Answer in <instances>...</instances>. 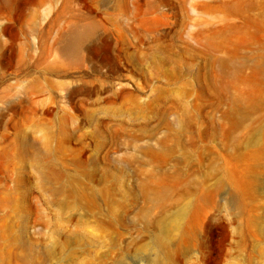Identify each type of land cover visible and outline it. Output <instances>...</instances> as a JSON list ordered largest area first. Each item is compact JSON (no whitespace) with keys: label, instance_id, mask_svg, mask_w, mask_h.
<instances>
[{"label":"rangeland","instance_id":"rangeland-1","mask_svg":"<svg viewBox=\"0 0 264 264\" xmlns=\"http://www.w3.org/2000/svg\"><path fill=\"white\" fill-rule=\"evenodd\" d=\"M240 8L237 0H0V264H8L4 237L11 224L37 264H264V157L257 163L252 155L264 142V107L232 132L247 138L255 127L261 136L251 143L245 138L238 159L224 149L232 140L220 131L191 139L185 132L184 147L163 163L142 150L161 148L158 138L168 133L154 109L171 110L166 119L172 121L179 112L174 101L190 106L201 85V112L191 114L203 128L209 118L228 125L226 104L212 105L213 93L206 87L204 38L213 28L232 31L243 21ZM259 10L257 4L251 13ZM74 27L83 32L80 46L67 53L62 36ZM257 33L255 39L264 28ZM210 52L211 58L229 53ZM153 58H167L163 67L170 66L169 79ZM174 61L183 64L182 80H174ZM129 94L152 109L135 110ZM89 111L99 123L87 119ZM47 134L53 135L48 141L52 159L70 176L63 182L74 184L82 169L96 168L98 177L105 171L112 180L81 175L84 185L139 189L149 176H162L167 185L203 189L205 198L198 203L175 196L166 210L138 201L128 206L114 232L103 223V206L94 212L84 206L62 210L57 200L64 196L52 194L48 183L40 186L35 167L14 155L12 146L22 138L46 148ZM217 181L221 187L214 195L210 189ZM16 193L24 194L20 211L7 199ZM36 206L41 210L37 221Z\"/></svg>","mask_w":264,"mask_h":264},{"label":"bare ground","instance_id":"bare-ground-1","mask_svg":"<svg viewBox=\"0 0 264 264\" xmlns=\"http://www.w3.org/2000/svg\"><path fill=\"white\" fill-rule=\"evenodd\" d=\"M237 2L241 7L238 16L243 17V21L240 24L234 25L232 31H227L224 28H213L204 38V41L208 44L205 52V67L207 69L205 75L206 87L212 90L214 97V100L211 102L212 105L215 103L214 106L218 107L220 103L224 102L226 104L223 116L227 119L228 125L226 127L218 126L213 119L209 118L207 127L203 128L198 123L195 115L191 114V111L194 114L201 112V100L204 91L202 85L199 87L198 100L190 106L181 101H174L175 106L179 108V112L175 114L172 121L166 119V114L171 110H167V108L154 109L159 122L164 123L168 129V133L158 138L161 148L148 146L143 147L142 150L162 163L178 148L184 147L185 132L191 133L188 136L191 139L193 137H202L204 134L214 137L215 133L220 131L227 141L232 140L230 145L227 143L224 145V149L228 151L229 147L230 150H233L230 152V157L233 159L243 156L239 149L243 145H246L247 141L245 140L251 143L261 137L259 136L260 132L256 131L255 127L249 128L248 132H250V135L247 138L246 136L239 138L232 136V132L241 126L243 119L247 118L252 112L264 107V35L259 34V39L254 38V34H258L257 32L264 28V0H237ZM257 4L260 5V10L254 15L251 11L254 10ZM251 27H255V30H251ZM82 33L81 29L75 27L67 31L62 36L61 48L67 53H75L79 49ZM197 33L199 36L198 40L202 42V31H198ZM234 33H237L238 37L242 38L243 43L237 42L234 38ZM211 49L215 51L225 49L229 53L226 58L218 56L211 58V54H213L210 52ZM166 59L153 58L152 62L159 66L166 79H169L170 71L168 68L170 66L163 67L167 62ZM182 67V63L174 61L172 68L174 80H182ZM117 94V92H114L113 97H116ZM129 95L132 96L131 101L135 110L144 111L152 109L150 105L138 102L133 94ZM85 116L91 122L96 121L99 123V120L91 111L86 112ZM67 117L66 119H68ZM163 117L164 120H162ZM146 124H148L147 121L144 126ZM151 133L153 134L154 131ZM52 136L51 134L44 136L43 143L46 148L35 146L34 143L26 138L20 139L18 144L12 146L14 155L21 164H24L26 159H28L35 167L37 171V183L40 186L48 183L52 194L61 193L64 196L63 199L57 200L62 210L67 207L84 206L88 211L94 212L103 206V213L106 215L105 222L103 223L111 227L114 232L119 231L120 225L125 219L128 206L138 201L146 204L148 208L158 206L160 208L164 207L163 210H166L172 205L175 196L177 199H183L184 197L196 198L198 203H201L202 199L205 198V191L203 189L196 191L193 187H189L187 183L178 187L167 185L163 183L164 181L162 182V176L159 178L149 176L139 183V189L131 187L125 190L120 185L114 186L111 183L104 184L100 188L84 185L80 177L81 175L88 177V180L97 179L100 181V179H103L104 182L112 180V175L105 171L100 173L103 178L98 177L96 168H92L89 171L82 169L74 184H72L73 181L71 180L63 182L61 178H70V176L65 170L59 169L56 166L55 160L52 159L54 150L48 142L52 140ZM168 140H172L173 143L167 144ZM262 143L252 154L257 157V163H261L260 160L264 157V142ZM57 146L55 147L56 150ZM184 154L187 155L186 151H184ZM201 157L202 153H199L198 158L200 159ZM88 158L94 161V156H89ZM82 163L83 160H80L79 165H82ZM47 164H49L51 169L50 173L46 172V168H48ZM248 167L252 169L250 164H248ZM220 170H222V167ZM180 171V169H176L177 173ZM162 175L165 176L166 173ZM249 176L252 183L256 184V177L252 175V172ZM155 179H160L161 181ZM257 179L259 178L257 177ZM205 181L206 178L204 177ZM16 182L17 187L20 188L22 179L18 178ZM220 187L221 182L217 181L213 184L210 191L215 195L218 193ZM23 195L16 193L12 197L8 196L7 199H12L10 208L20 211V200L23 198ZM40 212V208L36 206L35 221L39 219ZM159 223L162 225L163 220ZM19 224L20 222L17 223V227H19ZM15 227L11 224L4 237L5 242H7L4 253L8 264H10L11 260H15L19 264H37L36 255L22 243L20 233H15ZM69 239L70 237L66 242Z\"/></svg>","mask_w":264,"mask_h":264}]
</instances>
